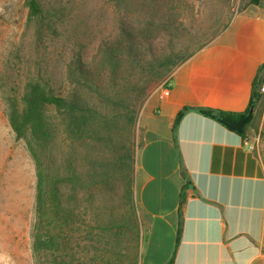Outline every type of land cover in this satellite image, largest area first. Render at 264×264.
<instances>
[{
	"label": "crops",
	"instance_id": "0c3cea01",
	"mask_svg": "<svg viewBox=\"0 0 264 264\" xmlns=\"http://www.w3.org/2000/svg\"><path fill=\"white\" fill-rule=\"evenodd\" d=\"M263 63L264 9L248 5L172 73L168 96L146 100L134 178L147 220L140 264H264V161L252 131L242 138L197 111L173 130L185 107L245 111Z\"/></svg>",
	"mask_w": 264,
	"mask_h": 264
},
{
	"label": "rangeland",
	"instance_id": "374dc122",
	"mask_svg": "<svg viewBox=\"0 0 264 264\" xmlns=\"http://www.w3.org/2000/svg\"><path fill=\"white\" fill-rule=\"evenodd\" d=\"M25 1L0 0V264H57L50 254L36 252L33 245L38 162L56 170L75 160L85 169L87 159L100 145L69 143L61 132L59 119H54L58 134L49 148L43 152L33 148L28 135L17 137L11 129L6 117L8 99L20 97L26 83L38 77L55 92H68L73 87L67 78L72 57L79 53L83 61L92 62L102 42L119 34L122 22L128 29L143 30L152 37L157 53L170 52L171 47L183 53L199 42L214 40L247 7L248 0H39L52 13L51 22L43 30L28 19ZM173 9L177 28L149 25L150 21L169 20ZM169 81L164 80L150 95L161 92ZM145 102L137 113L132 137L136 151L141 144L138 120ZM253 112L249 130L264 161V92ZM76 203L80 219L94 229V241L88 242L85 232L75 236V229H68L73 234L70 246L75 250L72 264H90L92 259L94 264H128L137 257L140 261L147 220L136 199V209L132 210L120 176L104 185L89 187ZM132 212L138 223V242L126 227L119 229ZM65 259L69 262V258Z\"/></svg>",
	"mask_w": 264,
	"mask_h": 264
},
{
	"label": "trees",
	"instance_id": "16d2710c",
	"mask_svg": "<svg viewBox=\"0 0 264 264\" xmlns=\"http://www.w3.org/2000/svg\"><path fill=\"white\" fill-rule=\"evenodd\" d=\"M25 4L30 21L42 30V27L48 26L52 19L49 9L39 0H26ZM248 5H259L264 9V0H248ZM170 13L172 17L169 20L150 21L149 25L177 28L174 9ZM52 29L56 34L57 30L53 27ZM211 40L199 42L195 48L187 49L183 53L171 47L170 52L159 54L154 50L152 37L143 30H130L122 22L119 34L111 41L102 42L98 56L92 62L83 61L79 53L72 57L67 66V78L73 87L68 92L57 93L48 82L38 77L26 83L20 97L13 96L8 99L6 117L11 129L17 137L28 135L33 148L36 147L42 152L49 148L54 135L58 134L54 119H59L61 132L69 143L90 142L100 145L97 152L87 159L85 169L80 168L75 160L73 163L69 162L65 168L56 170L38 162L37 220L33 234L36 252L50 254L57 264H72L75 250L70 246L73 234L70 235L68 229H75V236H82V232H85L86 240L90 243L94 241L93 227L80 219L76 208L77 197L89 187L104 185L110 179L120 176L125 197L132 210L136 209V150L132 137L137 113L156 87L167 78L170 80L172 73L182 63ZM262 69L264 63L258 72ZM263 81L259 75L254 79L245 111L185 107L176 115L173 130L186 112L197 111L245 138L254 121V112L250 110L262 98L260 88ZM182 172L185 175L183 167ZM188 189L190 184L187 181L180 192V203L185 201ZM68 194L71 202L67 198ZM123 227L138 242L139 230L135 212H132L125 226L119 229ZM178 241L179 238L177 243ZM65 258H69V262ZM138 260L137 257L128 264H139ZM91 263H95L93 259L90 260ZM168 264H172V260Z\"/></svg>",
	"mask_w": 264,
	"mask_h": 264
},
{
	"label": "built area",
	"instance_id": "2783aa9c",
	"mask_svg": "<svg viewBox=\"0 0 264 264\" xmlns=\"http://www.w3.org/2000/svg\"><path fill=\"white\" fill-rule=\"evenodd\" d=\"M260 91H261V92H264V81H263V83H262V85H261ZM169 92H170L169 86H168V84H166V85H164V86L162 87V90H161V96H162V97H166V96L169 95Z\"/></svg>",
	"mask_w": 264,
	"mask_h": 264
},
{
	"label": "water",
	"instance_id": "95a60500",
	"mask_svg": "<svg viewBox=\"0 0 264 264\" xmlns=\"http://www.w3.org/2000/svg\"><path fill=\"white\" fill-rule=\"evenodd\" d=\"M253 109H251L250 111L252 112Z\"/></svg>",
	"mask_w": 264,
	"mask_h": 264
}]
</instances>
